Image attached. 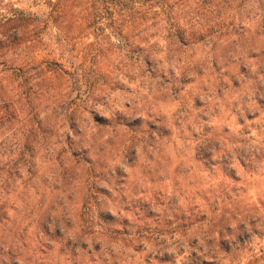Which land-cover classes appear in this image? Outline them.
<instances>
[{
	"label": "rangeland",
	"instance_id": "rangeland-1",
	"mask_svg": "<svg viewBox=\"0 0 264 264\" xmlns=\"http://www.w3.org/2000/svg\"><path fill=\"white\" fill-rule=\"evenodd\" d=\"M40 1L48 4L49 0ZM9 2L16 0H0V15ZM190 2H169L182 8L176 14L179 24L196 20L197 12L190 8L194 7ZM139 11L143 16L153 14L148 6ZM243 23L247 31L224 38L212 50L206 40L188 48L183 68L194 75L191 69L196 67L202 74L184 85L179 78L175 88L154 91L152 96L138 88V76L129 83L124 73L125 58L116 59L107 40L95 36V29L73 34L71 41L85 73L97 86L110 84L87 100L93 106V123L85 120L75 130L79 132L74 142L90 147L93 169L77 166L62 179L65 164L58 165V160L45 157V152L36 154L34 177L26 188L17 182L16 196L21 199L9 211L8 221L0 224V231L7 229L11 236H18L20 229L31 223L28 236L32 237L49 217L58 232L55 234L52 225L48 227L50 236L45 239L49 247L41 251H35L26 237L22 264H264V145L253 150L257 161L249 158L253 152L249 144L259 142L264 131V112L247 118L254 103L244 101L256 93L251 79L225 88L208 63V58L215 56L219 72L225 71L222 65L228 63L226 70L236 76L240 63L230 62L239 58L254 62L251 56L260 49V29L254 20ZM109 33L105 29L104 34ZM114 79L117 84L112 85ZM133 101L138 102L135 110L126 109L125 105ZM140 108L148 112L142 111V116L156 127V134L127 151L128 140L131 142L134 135L114 128L112 114L117 111L131 120L140 114ZM177 111H181L178 117ZM82 116L87 117L86 113ZM98 118L105 121L98 123ZM244 138L248 144L239 141ZM207 140L211 146H219L210 158L214 164L195 157L196 148ZM223 151H232L228 160L231 167H222L227 162ZM148 212L158 219L146 218ZM125 220L132 231L144 224L158 225L160 231L136 254L105 235L110 228H122ZM250 221L252 227L247 225ZM209 222L228 224L233 230L219 235L217 227L208 230ZM238 224L246 225L244 231L234 230ZM175 225L180 229L168 234ZM98 247L100 250L95 251Z\"/></svg>",
	"mask_w": 264,
	"mask_h": 264
},
{
	"label": "trees",
	"instance_id": "trees-1",
	"mask_svg": "<svg viewBox=\"0 0 264 264\" xmlns=\"http://www.w3.org/2000/svg\"><path fill=\"white\" fill-rule=\"evenodd\" d=\"M170 1L175 0L9 2L0 15V224L8 221L9 211L21 199L16 196L17 182L25 188L31 183L38 165L35 156L39 151L45 152L47 158L58 160V165L65 164L60 175L62 179L67 178L68 171L77 166L92 172V160L88 156L90 147L80 141L74 142V136L79 132L75 130L85 120L93 123V106L87 100L110 84L97 86L95 79L92 82L83 69L71 39L73 34L85 28H93L95 36L104 37L116 59L119 56L125 58V78L133 83V78L138 76V88L145 89L152 96L154 91L175 88V81L179 78L184 85L192 81L194 75L202 74L196 67L191 69L194 75L189 74V68H183L188 48L206 40L209 50H212L214 44L224 38L230 39L239 35V31H247L244 21L254 20L260 29L257 35L261 37L258 54L251 56L254 62L246 63L247 58L230 62L240 63L236 76L226 70L228 63H223L225 71L219 72L215 56L208 58V63L214 72H218V82L225 88L229 85L238 87L251 79L256 93L254 98L244 101V104L254 103V108L246 114L247 118H257L260 112H264V0H190L194 5L190 8L197 12L194 14L196 20L183 24H179V16L176 17L182 8L173 7ZM142 6L150 7L152 16L140 14ZM246 9L256 12H247ZM251 13L254 16L250 17ZM105 29L110 31L108 35L104 34ZM252 66L254 71H251ZM249 74L253 77H248ZM116 80L112 85L117 84ZM136 101L128 102L125 108L135 110ZM142 111L148 113L140 108V114L131 120L117 111L112 114L114 128L125 130L131 137L134 135L131 142L128 140L127 151L133 150L136 143L145 144L156 134V127L145 122ZM85 113L87 117L82 116ZM180 113L177 111V117ZM97 121L105 120L98 118ZM260 134L259 142L249 144L252 151L264 145V131ZM239 141L243 145L248 144L245 138ZM203 143L196 148V159L214 164L210 158L219 151V146H211L210 140ZM222 153L227 158L222 167H231L228 160L232 151ZM252 157L257 161L255 151L250 153L249 158ZM261 214L256 219L257 223ZM152 217L157 216L148 212L146 218ZM127 221L122 223V228L113 227L104 234L137 254L146 249L148 240L156 239L159 226L144 224V227L132 231L126 226ZM213 224L209 222L206 227L210 231L217 227L219 235H227L233 230L228 224ZM30 225L20 229L18 236L17 233L11 236L7 229L0 231L3 232L0 236V264H22L21 248L26 247V237L35 251H41L49 247V240L45 239L50 236L48 227L52 225L55 234L58 232L49 217L41 223L40 232H33L32 237L28 236ZM247 225L253 226L251 221ZM175 226L168 234L180 229ZM245 226L238 224L234 230L244 231ZM99 250V247L95 249Z\"/></svg>",
	"mask_w": 264,
	"mask_h": 264
}]
</instances>
